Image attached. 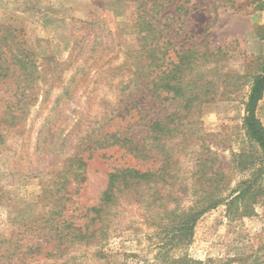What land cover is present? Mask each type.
Returning <instances> with one entry per match:
<instances>
[{"label": "rangeland", "instance_id": "obj_1", "mask_svg": "<svg viewBox=\"0 0 264 264\" xmlns=\"http://www.w3.org/2000/svg\"><path fill=\"white\" fill-rule=\"evenodd\" d=\"M154 5L157 29L165 28L163 37L170 43L169 61L178 63L185 50L196 52L191 77L208 83L215 96L196 109L191 123L185 125L192 131L195 146L181 158L188 171L184 185L190 182L192 158L202 145L217 153L218 168L232 176L233 186L251 176V171H238L232 163L235 155L254 153L243 119L250 85L264 64V0H0V47L11 52L6 59L13 60L18 51L30 52L41 72V90L30 116L18 132H10L0 143V239L19 240L24 249L43 243V255L29 264L98 262L95 248L59 242L44 230L54 208L42 195L43 182L49 167H60L72 155L78 112L86 104L84 91L92 87L91 77L78 75L74 81L70 77L84 60L89 69H107L123 61L125 53L138 46L137 11ZM107 93L103 88L97 96ZM166 115L157 102L151 115L140 121V138L147 135L150 117ZM257 116L264 126V97ZM127 167L144 172L151 165L117 149L97 152L88 162L86 181L61 193L55 221L87 223L86 212L100 204L108 175ZM189 203L184 196L180 206ZM124 210L112 212L118 215L103 247L105 260L100 262L146 264L157 251L156 240L148 239L155 228L148 226L141 205ZM41 218L43 233L30 231L41 226ZM188 254L205 264H264V197L254 213L244 218H228L225 207L203 216Z\"/></svg>", "mask_w": 264, "mask_h": 264}, {"label": "trees", "instance_id": "obj_2", "mask_svg": "<svg viewBox=\"0 0 264 264\" xmlns=\"http://www.w3.org/2000/svg\"><path fill=\"white\" fill-rule=\"evenodd\" d=\"M141 8L135 22L138 36L135 50L126 52L123 61L107 69L104 66L89 69L85 65L88 60H84L70 77L71 81L78 75L91 77L92 87L84 91L86 104L78 112V136L72 155L60 167H49L43 182L42 195L54 208L44 230L59 242L95 248L96 264H104L100 262L105 258L103 247L110 239L118 215L112 212L141 205L146 209L148 226L155 228L148 239L156 240L157 250L146 264H205L188 254L201 218L219 207H225L227 217L232 220L244 218L254 213V206L264 197V126L257 116L264 97V64L252 80L244 105L243 127L254 144V153L235 155L232 163L238 171H251L250 178L233 186L232 176L218 168L217 153L202 145L192 158L190 182L184 185L188 171L181 158L195 146L192 131L185 125L191 123L196 109L214 101L215 96L208 83L198 76L191 77L195 64L192 56L196 52L185 50L178 63L169 61L170 43L167 36L163 37L165 28L157 29L155 5ZM9 53L0 47V95L8 94L7 98L2 96L4 93L0 96V143L27 121L41 90V72L33 55L18 51L13 60H8ZM73 55L74 48L69 62ZM88 82L86 79L85 83ZM103 88H107L108 95L97 96ZM63 92L67 94L68 89ZM61 97L62 94L56 103ZM157 102L165 107L167 115L150 117L145 127L147 135L142 140L138 126L151 115ZM95 105L96 109H92ZM170 107L175 110L169 111ZM110 149L123 151L151 167L144 172L134 167L111 172L100 204L87 210L88 222L84 225L55 221L63 200L61 193L65 194L73 184H83L88 162L97 152ZM184 196L190 203L182 208L180 202ZM29 230L43 233V218L41 226ZM19 242L0 239V264L14 261L29 264L43 255V243L24 249Z\"/></svg>", "mask_w": 264, "mask_h": 264}]
</instances>
